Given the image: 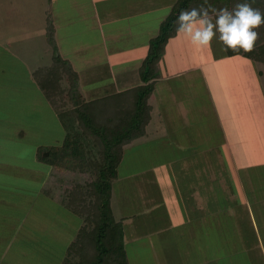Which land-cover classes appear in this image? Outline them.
<instances>
[{
  "label": "crops",
  "instance_id": "obj_1",
  "mask_svg": "<svg viewBox=\"0 0 264 264\" xmlns=\"http://www.w3.org/2000/svg\"><path fill=\"white\" fill-rule=\"evenodd\" d=\"M105 1L106 3H104ZM175 1L101 0L102 3L100 2L101 5H99L100 3L95 0V12L92 15L93 19L95 18L101 22V25L107 27L109 25L110 27L125 26L127 38L132 42H134L132 32L128 27H144L143 30L147 29L148 34L145 38L146 43L139 44L140 47H137V49L133 47V49L121 51L116 45L112 47L111 45L109 47L103 45L100 54L97 51L101 44L98 37L100 29L98 27L94 28L93 34L85 41L83 51H81V53L86 52L83 62L90 70L86 73L87 78L94 84L90 89H86L82 83L78 86V90L85 100L116 93L141 83L139 68L145 58L147 44L157 34L162 20L168 15ZM56 2L57 0H52L48 3L49 5H55L50 10L51 17L49 19L55 25V40L61 44L57 37L59 27L54 16L62 8L57 6ZM101 8H103V13H101ZM46 20L47 18L40 26L45 27ZM151 20H154V22L150 23ZM96 24L98 25V23ZM43 37L45 40V28ZM113 37H116V34ZM178 38L175 37L168 41L165 53L158 63L159 79L157 82H160L159 84L156 82L154 88H157L159 92L154 96L153 90L149 100L151 117L145 128V135L124 147L125 150L131 151V155L139 156V153H142L140 149L145 143L156 138H166L165 124L170 127L171 122L179 117L180 127L179 125L174 126L173 131L168 134V138L170 137L169 148L175 156L172 160L170 158L166 159V165L161 167V169L165 168L167 171L171 169V172L160 175L156 180L154 179L155 176L146 172L150 164L137 165L134 168L135 170L129 173L127 180H129L128 185L135 189L139 208H136L137 213L125 214L119 216V219L116 220L122 221L125 233L124 241L125 237L132 239L133 236H138V233H141L142 239H148L147 236L149 235H156V254L152 253V245L148 244V241L147 243L144 242L149 247H147L149 250L147 257H151L154 264H264V178H261L259 172L260 167L264 166V159L251 157V153H262L264 155V135L261 136L260 141L258 140L255 143V139L260 138L259 132V135H257L259 110L255 109L252 112H247L243 109L245 105L242 106L239 103L240 100H243L242 103H244V98L248 99L250 103L254 100L253 98L258 99L259 79L262 76L260 69L252 67L254 68L252 76L255 77L253 81H256V87L253 88V85L251 86L252 89L246 87L240 98L236 97L237 91L241 95V92H239L240 81L230 82L234 85L232 91L235 96L228 95L229 103L227 107H230L232 114L230 120L238 124L241 123L242 128L239 127V136H237L241 140L234 148L229 143L227 136L225 137L222 133L221 139H214L215 146L218 147L213 149L207 142L209 136L204 135L202 131L196 135L192 132L191 134L185 129L186 125L192 124L190 110L185 107L183 101L174 92V88H178V86H172L173 90L171 89L170 84L175 80L177 82L184 80H180L181 75L187 73L186 75L190 76L192 72L197 71V68L191 66V63L176 69L177 59L171 62L173 52L178 49L176 46ZM56 41L58 50L59 47ZM38 43L44 47L41 41H38ZM46 45L49 49L44 50L43 56L47 52L52 60V49L47 43ZM208 50H210L213 59L203 66L205 74L202 73L201 75L194 72V76L199 80L205 92L203 94L205 98H215V94L220 99L219 101L217 98L219 104L222 102V97L225 100L224 95L229 91L224 92L222 90L226 89V83L222 80L223 83H218L214 92L212 87L213 77L210 72L216 65L212 64H217V61L221 63L222 60L231 61L234 58L247 59L241 56L223 57L220 43L216 41L212 42ZM22 55V60L20 58L19 61L22 66H26L25 70L19 69L14 74L16 76H14L9 75L8 69L5 71V66L0 65V76H7L5 79L10 83L15 84L17 82L19 83L17 85L21 86L27 84V87L33 88L35 97H29L25 102L32 105L33 109H43L51 112L57 118L55 111L32 78L33 70L48 66L51 61L49 64L45 63L41 66H37L36 62H33L28 68L26 62L28 60ZM3 56L4 54L1 53L0 57ZM134 58H137L138 61L135 62ZM132 60L134 62H131ZM232 62H230V66H232ZM238 63L234 62L233 64ZM133 64L135 66H131ZM120 65L123 66L122 70L118 67V71H116V67ZM127 65V69L130 67L136 69L135 73L128 71L132 72L131 76H135L134 83L125 84L123 81V87L121 88V78L116 76H119L121 72L123 74ZM217 68L222 69V65L221 67L217 66ZM245 68L243 67V70H246ZM78 74L79 83L82 76L79 72ZM101 75H105L104 77L108 79L111 75L113 79L100 82ZM97 80L99 82H96ZM253 81L252 83H254ZM246 82L248 83V79L244 77L241 83L246 85ZM246 123L248 125H244ZM232 137L235 138V135L233 134ZM211 140L209 141L211 142ZM58 143V141L53 142L51 139L47 140L46 143L35 146V152L42 151L44 147L57 145ZM180 154H183V156H179ZM135 164H138V162ZM167 176L172 177L173 186L169 197H165L166 195L163 193L168 188L164 186L166 185L164 183L168 181ZM118 190L120 189L117 185V194L119 193ZM132 201L133 199L130 200L131 203ZM137 216L140 218L139 221L136 219ZM28 240H30L29 237Z\"/></svg>",
  "mask_w": 264,
  "mask_h": 264
},
{
  "label": "rangeland",
  "instance_id": "obj_2",
  "mask_svg": "<svg viewBox=\"0 0 264 264\" xmlns=\"http://www.w3.org/2000/svg\"><path fill=\"white\" fill-rule=\"evenodd\" d=\"M97 2L100 3L101 0H97ZM48 3V0H0V48L5 51L0 49V54H4L3 57H0V65L6 67L5 71L9 70V75L16 74L19 69L25 70L26 66H22L19 61L22 54L28 60L26 61L28 68L33 62H36L37 66L50 63V55L46 52L43 56L44 50L47 51L49 48H47L48 46L43 37L45 27L40 26L45 18L51 17L50 10L55 7L54 4L49 5ZM56 5L62 8L54 16L59 27L57 37L61 44L55 41L58 43L59 54L70 60L73 67L81 74L82 78L78 86L82 83L86 89H90L94 85L87 78L86 73L90 70L83 62L86 52L81 53V51H83L85 41L93 34L95 27L100 29L98 37L101 44L98 50L95 48L100 54L103 45L108 47L109 45L111 47L116 45L121 51H124L133 49V47L137 49V47H140L139 44L146 43L145 38L148 33L147 29L143 30L144 27H128L132 32V40L134 41L132 42L127 38L125 26L110 27L109 25L107 27L101 25V22L95 18L93 19L92 14L95 12L96 6L95 0H57ZM101 13H103V8H101ZM152 22L154 20L150 21V23ZM115 34L116 37L112 38ZM176 37H179L176 44L178 49L176 47L177 51L173 52L171 57V62L177 59L176 69L191 63V66L197 68V71H194L195 73L205 74L203 66L213 59L208 47L194 46L183 34ZM38 41H41L44 47L40 46ZM134 60L135 62L138 61L137 58H134ZM134 60L131 62H134ZM222 61L221 63L217 61V64H212L216 67L210 72L213 77L212 87L214 92L218 83H223L222 80L226 83V89L222 90L224 92L229 91L224 95L225 100L222 97V102L219 104L220 99L215 94V98H205L203 95L205 92L199 80L194 76V72L190 76L185 73L179 77L180 80H184L179 82L175 80L170 84L171 89L172 86H178V88H174V92L183 101L185 107L190 110L192 124L186 125L185 129L195 135L202 131L204 135L209 136L207 142L213 149L218 147L215 146L214 139H221L223 133L225 137L227 136L232 147L235 148L241 140L237 136H239V127L240 129L242 127L241 123L238 124L230 120L232 114L230 107H227L229 103L228 95L235 96L232 91L234 85L230 82L240 81L239 92H241V95L237 91L236 97H242L246 87L250 89H252V85L253 88L256 87V81H253L255 77L252 76L254 70L252 67H255L260 69L262 75L259 79L260 86L258 85V99L253 98L254 100L250 103L248 99L244 98V103H242L243 100H240L239 103L242 106L245 105L243 109L247 112H252L255 109L259 110L258 130H256L257 135L260 134V138L255 139L256 143L264 135L263 67L261 64L241 58ZM232 61L239 63L233 64ZM230 62H232V66H230ZM122 65L117 66L115 70L118 71V67L122 70ZM221 65L222 69L217 68ZM131 66H135V64ZM243 67H246V70H243ZM127 68L128 65L123 74L121 72L119 76H116L121 78V88L123 87V81L125 84L134 83L135 76L131 75L132 72L135 73L136 69L133 67ZM104 76H100V82L111 81V75L110 79ZM5 77L7 76H0V264H60L65 248L73 240L81 220L71 214L59 201L65 198L66 187H69L73 182H82L83 177L78 174L72 177L68 174H58L39 161V156H45L46 152H35V146L46 143L50 139L53 142L58 141V144H60L64 137V130L51 112L43 109H33L32 105L25 102L27 98L35 97L33 88L27 87V84L21 86L17 85L19 84L17 82L15 84L10 83ZM244 77L248 79L246 85L241 83ZM62 85L65 84L62 83ZM179 89L180 92L178 93ZM158 92L159 90L154 88V96ZM176 119L171 122L170 127L165 124L166 138H156L145 143L140 149L142 153H139V156L131 155L129 150H123V158L117 169V179L113 184L110 201L115 219H119V216L125 214L137 213L136 208H139L138 196L135 189L128 185L129 180H127L129 173L135 170L134 168L137 165L150 164L151 167L148 166L146 172L155 176L154 179L156 180L160 175L171 172V169L167 171L165 168L161 169V167L166 165V159L170 158L172 160L175 156L169 148L170 137L168 138V134L173 131L174 126L179 125V117H176ZM233 134L235 138L232 137ZM210 139H212L211 142ZM179 156H183V154ZM251 157L264 159L262 153H251ZM137 162L138 164H135ZM259 172L261 178H264V166L260 167ZM171 179L172 177L167 176L168 181L164 183L166 184L164 186L168 187L163 191L165 197L170 196L173 187ZM71 181L72 183H70ZM117 185L120 189L118 194L116 191ZM132 199L131 203L130 200ZM169 205L171 208L170 201ZM136 219L139 221V216ZM155 236L149 235L147 236L148 239H142L141 233H138V236H133L132 239L125 237L128 264H154L151 257H147V254L149 252L148 244L152 245V253L156 254ZM28 237L30 240H28ZM147 241L148 244H145ZM195 242L197 243V241Z\"/></svg>",
  "mask_w": 264,
  "mask_h": 264
},
{
  "label": "trees",
  "instance_id": "obj_3",
  "mask_svg": "<svg viewBox=\"0 0 264 264\" xmlns=\"http://www.w3.org/2000/svg\"><path fill=\"white\" fill-rule=\"evenodd\" d=\"M203 2H174L157 34L147 44L139 68V85L90 100H85L78 90L77 70L59 54L54 39L55 27L47 18L45 41L52 49V60L48 66L33 70L32 78L55 111L64 137L60 144L44 147L41 152L47 155L38 159L58 174L83 177L82 182L71 181L65 189V198L59 201L81 220L60 264H128L124 227L121 220L114 218L110 206L112 186L124 147L145 135L151 117L149 100L159 79L158 63L168 41L178 34L176 18L181 9ZM237 2L243 0H208L215 8L229 9ZM248 2L264 12V0ZM258 31L260 39L252 52L232 51L220 44L223 57L241 56L261 64L264 71V25Z\"/></svg>",
  "mask_w": 264,
  "mask_h": 264
},
{
  "label": "clouds",
  "instance_id": "obj_4",
  "mask_svg": "<svg viewBox=\"0 0 264 264\" xmlns=\"http://www.w3.org/2000/svg\"><path fill=\"white\" fill-rule=\"evenodd\" d=\"M175 31L197 47H210L213 41L223 48L250 53L260 39L258 29L264 25V12L252 7L248 0L229 9L215 8L204 0L196 7L181 9Z\"/></svg>",
  "mask_w": 264,
  "mask_h": 264
},
{
  "label": "water",
  "instance_id": "obj_5",
  "mask_svg": "<svg viewBox=\"0 0 264 264\" xmlns=\"http://www.w3.org/2000/svg\"><path fill=\"white\" fill-rule=\"evenodd\" d=\"M47 155V153H45V156Z\"/></svg>",
  "mask_w": 264,
  "mask_h": 264
}]
</instances>
